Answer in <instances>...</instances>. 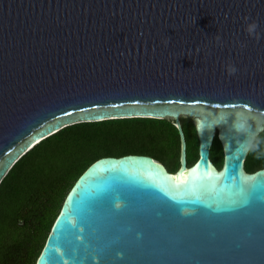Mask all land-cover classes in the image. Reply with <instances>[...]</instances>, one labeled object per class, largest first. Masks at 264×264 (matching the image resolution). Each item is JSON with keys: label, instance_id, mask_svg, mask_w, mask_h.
I'll use <instances>...</instances> for the list:
<instances>
[{"label": "water", "instance_id": "95a60500", "mask_svg": "<svg viewBox=\"0 0 264 264\" xmlns=\"http://www.w3.org/2000/svg\"><path fill=\"white\" fill-rule=\"evenodd\" d=\"M236 111L255 118L249 135L264 123V0H0V181L75 122L171 118L180 138L174 171L145 153L93 160L34 264H264V166L245 168L233 116L212 126ZM181 118L198 140L190 164Z\"/></svg>", "mask_w": 264, "mask_h": 264}, {"label": "trees", "instance_id": "16d2710c", "mask_svg": "<svg viewBox=\"0 0 264 264\" xmlns=\"http://www.w3.org/2000/svg\"><path fill=\"white\" fill-rule=\"evenodd\" d=\"M188 151L198 157L192 119L181 118ZM264 140V132L259 133ZM217 144V145H216ZM259 151L264 152V143ZM145 153L168 166L180 155V138L171 118L119 117L80 121L40 139L0 181V264H34L61 203L77 176L104 155ZM222 152L214 137L211 153ZM248 152L245 168L264 166V157Z\"/></svg>", "mask_w": 264, "mask_h": 264}, {"label": "clouds", "instance_id": "9594fccd", "mask_svg": "<svg viewBox=\"0 0 264 264\" xmlns=\"http://www.w3.org/2000/svg\"><path fill=\"white\" fill-rule=\"evenodd\" d=\"M248 19H250V18H247V17L245 18L246 21ZM258 27H259V25L256 21H252L251 23H246V25H245L246 33L250 37L255 39L257 42L261 38L260 34L257 31ZM216 39H217V41H219L220 37L217 36ZM170 41H171V38L166 37L162 41V43L164 44L165 47H167V45L170 43ZM226 71H227L229 76L235 75V73L237 72V68L234 65L229 64L226 67ZM230 115L234 117V120L232 121V124L229 128V131H231L234 136H239L240 134H244L246 137L243 142L238 143L239 146H242L245 152L257 153V155H256L257 159L264 157V152L259 151L261 143H264V140H261L259 137V133L264 132V123H260L259 121H257L255 132H253L249 135L248 134V129L250 126L249 121L253 120L255 118L250 116L246 112L236 111V112L231 113V114H227V113L217 114L216 117H214V122H213L212 126L218 125L220 123H227V117ZM196 127H197L198 133L201 132L203 129V127H201V125L199 123L196 125Z\"/></svg>", "mask_w": 264, "mask_h": 264}, {"label": "flooded vegetation", "instance_id": "af4514ba", "mask_svg": "<svg viewBox=\"0 0 264 264\" xmlns=\"http://www.w3.org/2000/svg\"><path fill=\"white\" fill-rule=\"evenodd\" d=\"M197 146H198V141H197ZM209 155H210L211 160L219 167L221 165V163H222V157H223L222 152H221V154L219 156V159H220V162L219 163H217L216 161L213 160L212 153H211V149H210V154ZM153 157L156 158L155 156H153ZM192 158H193L192 157V153L188 151V147H187V149H186V159H187V163L188 164H190V163H192L194 161V160H192ZM158 160H160V159H158ZM160 161L163 162L162 160H160ZM163 163L166 165V167L169 170L174 171L179 166V157H177V162H176L175 166H173V167L172 166L171 167L168 166L165 162H163Z\"/></svg>", "mask_w": 264, "mask_h": 264}, {"label": "snow or ice", "instance_id": "6c2138e0", "mask_svg": "<svg viewBox=\"0 0 264 264\" xmlns=\"http://www.w3.org/2000/svg\"><path fill=\"white\" fill-rule=\"evenodd\" d=\"M201 127H209L210 128V122H203L202 123V125H201ZM249 128H250V126H249ZM244 150V149H243ZM245 193H244V191H243V189H241V192H240V195H244Z\"/></svg>", "mask_w": 264, "mask_h": 264}, {"label": "rangeland", "instance_id": "374dc122", "mask_svg": "<svg viewBox=\"0 0 264 264\" xmlns=\"http://www.w3.org/2000/svg\"><path fill=\"white\" fill-rule=\"evenodd\" d=\"M217 145V144H216Z\"/></svg>", "mask_w": 264, "mask_h": 264}]
</instances>
